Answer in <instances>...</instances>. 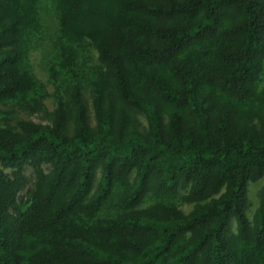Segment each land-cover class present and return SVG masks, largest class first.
Returning a JSON list of instances; mask_svg holds the SVG:
<instances>
[{
	"label": "trees",
	"instance_id": "obj_1",
	"mask_svg": "<svg viewBox=\"0 0 264 264\" xmlns=\"http://www.w3.org/2000/svg\"><path fill=\"white\" fill-rule=\"evenodd\" d=\"M43 7L0 0V264H264V0H48V82Z\"/></svg>",
	"mask_w": 264,
	"mask_h": 264
},
{
	"label": "rangeland",
	"instance_id": "obj_2",
	"mask_svg": "<svg viewBox=\"0 0 264 264\" xmlns=\"http://www.w3.org/2000/svg\"><path fill=\"white\" fill-rule=\"evenodd\" d=\"M48 3V0H42L43 7V23L46 28L47 32V38L40 44H38L36 47L33 48L31 53V63L33 65V68L38 75L40 79L43 81L48 82V73L46 70V61L49 55L51 54V37L55 35L57 28H58V19L55 16L54 13L50 12L48 7H46V4ZM95 55V53H94ZM48 88L50 91H53V87L50 83H48ZM54 100L53 97H49L47 99V105L49 108H52L54 106ZM90 114L93 117V111L90 106ZM34 119L38 120L40 117L38 115H33ZM27 174L29 179V185H32L34 180V173L32 171V168H27ZM264 183V178L255 181L250 182L248 187V196H249V207H248V214L250 217H253L254 211L259 205V190L261 186ZM183 209L185 211H190L193 208V204L183 203L182 205Z\"/></svg>",
	"mask_w": 264,
	"mask_h": 264
}]
</instances>
